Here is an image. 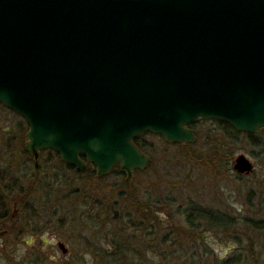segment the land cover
<instances>
[{
	"label": "water",
	"instance_id": "water-1",
	"mask_svg": "<svg viewBox=\"0 0 264 264\" xmlns=\"http://www.w3.org/2000/svg\"><path fill=\"white\" fill-rule=\"evenodd\" d=\"M0 105L26 121L35 161L52 150L83 173V157L128 182L150 163L132 142L145 133L189 145L191 124L216 120L255 134L264 0H0Z\"/></svg>",
	"mask_w": 264,
	"mask_h": 264
},
{
	"label": "trees",
	"instance_id": "trees-1",
	"mask_svg": "<svg viewBox=\"0 0 264 264\" xmlns=\"http://www.w3.org/2000/svg\"><path fill=\"white\" fill-rule=\"evenodd\" d=\"M210 123L213 128L209 127L204 134L206 143L214 145L208 155L209 162L218 163L219 174L229 173L233 154L228 152L224 140L234 146L239 144L238 140L243 137L248 144L257 146L256 135L240 133L221 121ZM196 124L197 122L190 127L195 130ZM27 130L25 125L22 133L20 132L22 138ZM200 132L196 133L198 141ZM146 136L158 137L163 142L162 137L150 133L132 140L136 147L151 158L145 171H135L133 174L134 178L137 176V181L143 177L142 180L147 178L145 176L153 164L154 155L146 143ZM165 145L171 146L167 143ZM172 146L185 151L191 145ZM20 152L29 156L24 148H20ZM82 160L87 165L84 173L70 165L62 166V173L72 171L75 177L70 178H73V184L72 180L66 181V185L65 180L61 182L58 192L53 190L55 184L49 185L45 180L49 172L38 167L37 172L40 178H44V183L28 180L29 191H25L23 185V188L16 190L15 194L13 192L10 197L8 194L12 185H17V179L10 175L5 180V187L0 190V223L8 218L4 216L7 206L18 205L21 209L18 219H26L25 225L20 229L29 235V238L39 236L51 226L48 222L39 228L40 215L46 214L49 209L51 217H58L57 225L63 234L80 229L79 238H82L83 242L79 244L85 252L83 256L90 259V264H264V247L255 251L253 247L247 249L244 246L246 242L264 237L262 213L249 216L246 211L240 214L210 209L189 199L180 200L172 191L161 188L156 190L164 191L151 194L146 189L143 191L138 182L137 186L133 181L128 183L119 166L107 177H98L94 167L83 157ZM112 178L116 182L113 184L115 188L112 192L109 189L103 191L104 180ZM35 185H38L37 188L42 186V189L34 190ZM25 214L36 219L35 225L27 227L29 218ZM213 237L229 239L235 246H239V250L230 247L226 251L230 252L227 256L219 257L211 247L210 241ZM8 246L10 245L6 244L2 247L8 251ZM2 247L0 255L4 253L8 264H13L14 257L6 255ZM32 258L33 256L30 257ZM37 258L45 259L39 256ZM27 260L23 259L17 263L39 264L38 261L34 263ZM70 260L69 263L66 261L61 264H85L87 261L85 257L78 255H74Z\"/></svg>",
	"mask_w": 264,
	"mask_h": 264
},
{
	"label": "rangeland",
	"instance_id": "rangeland-1",
	"mask_svg": "<svg viewBox=\"0 0 264 264\" xmlns=\"http://www.w3.org/2000/svg\"><path fill=\"white\" fill-rule=\"evenodd\" d=\"M2 106L0 105V190L5 187V180L10 175L17 179V185H12L11 192L8 194L10 197L13 192L15 194L16 190L23 188V185L24 190L29 191L28 180L30 182L38 180L40 184H43L44 178H40L37 172V168L40 167V169L49 172L45 180L49 185L55 184L53 190L58 192L61 182L63 183L65 180L66 185V181H71L73 178H70L75 177L74 173L72 171L62 173V169L66 165L52 150L41 151L36 161L20 152V148H24L26 143L25 135L23 138L20 135L22 128L27 126L26 121L20 115ZM200 121H197L195 128L196 133L199 134L201 131L200 140L198 141V134H196V142L190 144L191 146L185 151L172 146L177 144L167 143L171 145L167 146L166 142L164 140L161 142L158 137L146 136V143L154 155L151 169L145 176L146 179L142 180L143 177L137 181L136 176V179L133 177L127 182L133 181L136 186L138 182L143 191L146 189L151 194L164 191L156 190L157 188L166 189L172 191L180 200L189 199L210 209L240 214L246 211L249 216L259 212L264 215V128L255 133L257 146L248 144V141L243 137H240L239 144L234 146L224 140V145L228 146V152L233 154V160L231 171L221 175L217 171L220 168L218 163L211 164L209 162L208 155L214 145L206 143L204 135L206 129L213 128L210 122L216 120ZM240 155H244L252 163L253 171L251 173L238 174L233 171L234 160ZM56 179L58 183H56ZM73 182L72 180L71 184ZM114 183H116L114 178L105 179L102 186L103 191L109 189L112 192V189L115 188L113 187ZM37 187L38 185H35L33 189H42V186ZM56 195L55 193V197ZM20 212L21 209L18 205H8L4 215L8 218L0 223V247L6 244L10 245L8 251L4 250V247L2 250L6 255L14 257L13 264H18L17 262L23 259L34 263L38 261L39 264H61L66 261L69 263L74 255L85 257V261L87 260L84 261L85 264L91 263L87 256H83L85 252L79 244L83 242L82 238H79L80 229L63 234L57 225L58 217H51V211L48 209L46 214L40 215L41 225L39 228L48 222L51 224L50 228L45 229L44 234L29 238V235L20 229L25 225L26 220L22 217L18 219ZM26 216L29 218L28 215ZM35 221L36 219L29 218L27 227L35 225ZM210 242L211 247L215 250L214 253L219 257L227 256L230 252L226 251L230 247L239 250L238 245L235 246L233 241L226 238L213 237ZM59 243L67 249L66 254L62 253L58 246ZM244 246L247 249L253 247V250L259 251V247H264V237L246 242ZM32 256L33 258L30 259ZM37 256L45 259L40 260ZM0 264H8L4 253L0 255Z\"/></svg>",
	"mask_w": 264,
	"mask_h": 264
},
{
	"label": "flooded vegetation",
	"instance_id": "flooded-vegetation-1",
	"mask_svg": "<svg viewBox=\"0 0 264 264\" xmlns=\"http://www.w3.org/2000/svg\"><path fill=\"white\" fill-rule=\"evenodd\" d=\"M39 155H40V153H39Z\"/></svg>",
	"mask_w": 264,
	"mask_h": 264
}]
</instances>
